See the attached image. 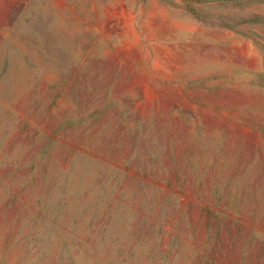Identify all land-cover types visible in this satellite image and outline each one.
<instances>
[{"label":"rangeland","instance_id":"rangeland-1","mask_svg":"<svg viewBox=\"0 0 264 264\" xmlns=\"http://www.w3.org/2000/svg\"><path fill=\"white\" fill-rule=\"evenodd\" d=\"M0 264H264V0H0Z\"/></svg>","mask_w":264,"mask_h":264},{"label":"trees","instance_id":"trees-1","mask_svg":"<svg viewBox=\"0 0 264 264\" xmlns=\"http://www.w3.org/2000/svg\"><path fill=\"white\" fill-rule=\"evenodd\" d=\"M206 2H214V1H233V0H205ZM253 21H259V20H261V18H260V16H258V15H255V16H253V19H252Z\"/></svg>","mask_w":264,"mask_h":264}]
</instances>
